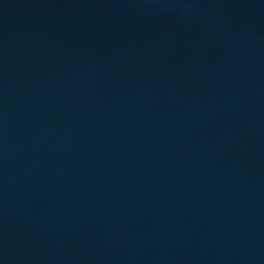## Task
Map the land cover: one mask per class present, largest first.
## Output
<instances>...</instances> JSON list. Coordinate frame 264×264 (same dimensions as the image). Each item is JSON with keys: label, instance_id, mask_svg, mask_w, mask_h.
<instances>
[{"label": "water", "instance_id": "water-1", "mask_svg": "<svg viewBox=\"0 0 264 264\" xmlns=\"http://www.w3.org/2000/svg\"><path fill=\"white\" fill-rule=\"evenodd\" d=\"M0 264H264V0H0Z\"/></svg>", "mask_w": 264, "mask_h": 264}]
</instances>
